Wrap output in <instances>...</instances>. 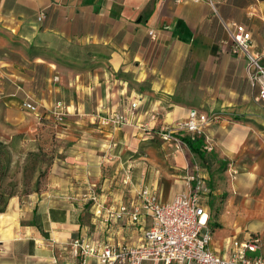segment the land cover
Instances as JSON below:
<instances>
[{
    "label": "crops",
    "instance_id": "0c3cea01",
    "mask_svg": "<svg viewBox=\"0 0 264 264\" xmlns=\"http://www.w3.org/2000/svg\"><path fill=\"white\" fill-rule=\"evenodd\" d=\"M221 20L243 24L253 47L261 48L264 0H0L1 116L20 120L29 114L39 123L60 100L66 114L90 124L84 138L69 133L66 185L72 175L81 183L97 180L109 153L122 168V182L102 198L99 213L96 205L90 213L84 202L56 198L53 186L10 197L0 215V264H101L74 252L73 240L134 245L151 223L149 216L107 220L108 209L137 201L143 187L162 202L188 190L182 175L187 152H172L173 165L153 150L151 134L135 137L140 132L132 125L101 124V132L89 138L96 112L106 114L131 100L139 101L138 118L149 127L159 119H150L152 111L185 121L190 109L219 111L223 117L204 127V142L240 167L239 174L227 170L228 189L254 196L257 206L246 199L243 210L264 231V101L247 78L245 58L231 52ZM26 101L36 111L26 110ZM137 143L145 149L137 151ZM66 185L61 193H69ZM259 253L264 257L262 247Z\"/></svg>",
    "mask_w": 264,
    "mask_h": 264
},
{
    "label": "rangeland",
    "instance_id": "374dc122",
    "mask_svg": "<svg viewBox=\"0 0 264 264\" xmlns=\"http://www.w3.org/2000/svg\"><path fill=\"white\" fill-rule=\"evenodd\" d=\"M192 91L190 89L189 94ZM130 102L123 104L122 107ZM1 107L3 105L0 103ZM64 112H67L66 109H64ZM96 113L94 115L95 120L91 124L94 127L89 133L90 139L95 138V134L101 132L99 129L102 130V128H99L101 123L98 122ZM1 115H3L2 111H0V142L3 144L1 149L4 154L0 150V192L6 194L11 191L14 196H23L33 193L39 194L53 186L57 191L54 194L56 198L67 196L84 202L86 210L91 213L92 206L96 205L95 208H99L103 202L102 198L108 194V191H114L118 188V184H115V182H122V177L120 176L122 168L117 169L118 163L113 161L114 153H109L106 159L104 158L102 159L103 162H100L101 175L97 180L81 183L79 179L75 180L74 175H72V178L68 179L67 185L64 182L62 173H66L65 169L70 168L64 160V156L71 146V134L69 133H72L73 137L84 138L86 137L85 131L90 125L89 123V125L87 123L85 125L84 123L82 124L80 115L70 116L65 114L61 121L53 115L49 118H45L43 115L38 117L39 123H35L33 121L34 116L29 114L20 120L18 118L4 119L5 116ZM149 116L150 119L155 121L158 118L161 120L158 119L152 127H149L147 120L146 125L145 121L143 122L138 118L139 122L143 125L145 123L148 129L145 126L144 128L135 126L140 132L136 133L135 137L141 138L151 134L147 138H149L148 141L151 145L154 146L153 150H159L161 154L164 153L171 159L173 165L175 163L172 152L177 150L187 152L189 160L186 161L183 168L182 175L184 180L187 181L192 173H198L204 178L207 191L202 194V197L209 212L208 226L213 233L212 244L218 249H222L225 241L229 239L227 237L235 234L241 237L247 234L260 233L262 235V238H260L261 247L264 251V231L261 232L256 225L252 224L255 220H251L250 216L245 214L244 206H242L244 202L246 203V199H249V201L251 200V207H256L254 196L250 194L243 195L234 188L228 189L231 183V175L229 172L227 173V170L231 168V173L235 174L237 169V174H239L241 173L240 167L232 166L231 162L219 157V153L214 149L210 150V155L208 154L209 151L207 153V149L205 150L203 147L206 154L205 158H200L190 152L188 146L179 138L188 134V131L179 128V123L185 120H177L178 117L175 114H173V119L169 118L168 114L160 116L157 111H152ZM68 123L72 125V127H69L72 130L66 132L63 127ZM162 134L170 135V139H164ZM199 136L204 138V134ZM205 144L203 139V146ZM135 148L137 151L144 150L145 145L137 143ZM78 150L79 152L82 151L80 148ZM101 151L102 154H106L104 150ZM3 163H5V167H2ZM67 173L71 174L69 171ZM112 174L116 176L113 177ZM91 183L95 184V187H92L94 190L90 189ZM64 184L69 192L67 194L61 193L63 191L61 188L65 186ZM90 191L96 192L95 200L91 199Z\"/></svg>",
    "mask_w": 264,
    "mask_h": 264
},
{
    "label": "built area",
    "instance_id": "2783aa9c",
    "mask_svg": "<svg viewBox=\"0 0 264 264\" xmlns=\"http://www.w3.org/2000/svg\"><path fill=\"white\" fill-rule=\"evenodd\" d=\"M210 2V0H208ZM42 13L38 19H41ZM222 24L231 40V52L245 58L247 78L251 85L257 86L259 97L264 101V41L260 49L252 45L251 33L243 24L236 22ZM28 111H36V106L29 101L23 103ZM137 100L106 114L97 116L102 125L118 128L132 125L146 127L139 122ZM62 101L55 102L52 114L62 120L64 112ZM219 111L199 113L190 109L187 120L179 123V128L188 131L191 137L204 134V127L222 118ZM166 140L170 135L162 134ZM204 149L211 150L205 144ZM126 179H124V183ZM188 190L175 195L171 200L162 202L155 193L146 187L136 193L137 201L128 205L121 204L115 209H108L106 219H116L127 215L132 221H139L144 216L151 218L150 225L143 231L137 244H113L110 241L92 243L84 239L72 242L77 253L94 256L101 264H142L149 260L158 264H264V257L259 253L261 241L256 234L227 237L223 251L212 244L213 233L208 226L209 212L202 194L207 188L203 176L192 173L187 180ZM95 187V184H91ZM96 192L90 191L95 200ZM101 207L98 208L99 213Z\"/></svg>",
    "mask_w": 264,
    "mask_h": 264
},
{
    "label": "trees",
    "instance_id": "16d2710c",
    "mask_svg": "<svg viewBox=\"0 0 264 264\" xmlns=\"http://www.w3.org/2000/svg\"><path fill=\"white\" fill-rule=\"evenodd\" d=\"M190 149V151L200 158H205L206 154L205 151L203 150V138L201 136H193L191 137L188 134L182 135L179 137ZM3 144L0 142V150L4 154L3 150ZM7 162V161H6ZM5 163H3L2 167L4 166ZM1 182V179H0ZM14 196V194L10 191L6 194L3 192H0V213L4 212L8 203V200L10 197ZM209 222V219H208Z\"/></svg>",
    "mask_w": 264,
    "mask_h": 264
}]
</instances>
